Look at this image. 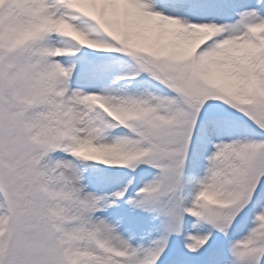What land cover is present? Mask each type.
I'll list each match as a JSON object with an SVG mask.
<instances>
[{"label": "snow or ice", "instance_id": "1", "mask_svg": "<svg viewBox=\"0 0 264 264\" xmlns=\"http://www.w3.org/2000/svg\"><path fill=\"white\" fill-rule=\"evenodd\" d=\"M0 264H264V0H0Z\"/></svg>", "mask_w": 264, "mask_h": 264}]
</instances>
